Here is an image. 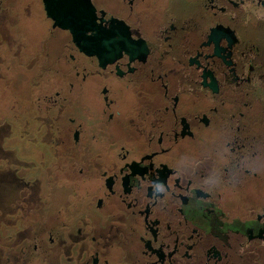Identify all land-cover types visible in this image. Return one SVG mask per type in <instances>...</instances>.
<instances>
[{
  "label": "flooded vegetation",
  "instance_id": "af4514ba",
  "mask_svg": "<svg viewBox=\"0 0 264 264\" xmlns=\"http://www.w3.org/2000/svg\"><path fill=\"white\" fill-rule=\"evenodd\" d=\"M81 11L0 0V264H264V0Z\"/></svg>",
  "mask_w": 264,
  "mask_h": 264
},
{
  "label": "snow or ice",
  "instance_id": "6c2138e0",
  "mask_svg": "<svg viewBox=\"0 0 264 264\" xmlns=\"http://www.w3.org/2000/svg\"><path fill=\"white\" fill-rule=\"evenodd\" d=\"M82 11L67 17L68 24L79 30L82 46L96 50L101 55L111 56L112 59L127 53L135 58L139 55L138 46L128 33H122L113 28L109 29L100 24L96 18L87 13L88 0H76Z\"/></svg>",
  "mask_w": 264,
  "mask_h": 264
},
{
  "label": "trees",
  "instance_id": "16d2710c",
  "mask_svg": "<svg viewBox=\"0 0 264 264\" xmlns=\"http://www.w3.org/2000/svg\"><path fill=\"white\" fill-rule=\"evenodd\" d=\"M16 93H17V89L15 88L13 84H11L9 85L7 91H5L3 96H5V98L7 97L9 103H11V101H13V99L15 98Z\"/></svg>",
  "mask_w": 264,
  "mask_h": 264
},
{
  "label": "water",
  "instance_id": "95a60500",
  "mask_svg": "<svg viewBox=\"0 0 264 264\" xmlns=\"http://www.w3.org/2000/svg\"><path fill=\"white\" fill-rule=\"evenodd\" d=\"M74 38L77 40V43L82 47V48H84V46H82V41L79 39V34H74ZM94 53H97V51L96 50H94V51H91L90 52V54H94Z\"/></svg>",
  "mask_w": 264,
  "mask_h": 264
},
{
  "label": "rangeland",
  "instance_id": "374dc122",
  "mask_svg": "<svg viewBox=\"0 0 264 264\" xmlns=\"http://www.w3.org/2000/svg\"><path fill=\"white\" fill-rule=\"evenodd\" d=\"M19 194H20V193H19ZM20 195H21V197H20V198H23V191L21 192V194H20Z\"/></svg>",
  "mask_w": 264,
  "mask_h": 264
}]
</instances>
